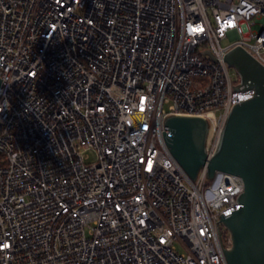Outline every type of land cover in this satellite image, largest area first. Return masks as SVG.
<instances>
[{
    "label": "built area",
    "instance_id": "built-area-1",
    "mask_svg": "<svg viewBox=\"0 0 264 264\" xmlns=\"http://www.w3.org/2000/svg\"><path fill=\"white\" fill-rule=\"evenodd\" d=\"M238 45L264 65V0H0V264H228L243 179L163 130L207 117L215 153Z\"/></svg>",
    "mask_w": 264,
    "mask_h": 264
},
{
    "label": "water",
    "instance_id": "water-1",
    "mask_svg": "<svg viewBox=\"0 0 264 264\" xmlns=\"http://www.w3.org/2000/svg\"><path fill=\"white\" fill-rule=\"evenodd\" d=\"M224 59L242 79L233 90L252 88L255 92L234 104L215 153L209 158L206 150L207 117L169 114L164 118L168 131L163 130V135L191 179H196L203 165H208L207 179L214 178L217 171L242 177L244 191L237 198L240 207L219 215L230 233V248L224 247L219 226L218 232L228 264H264V65L240 45Z\"/></svg>",
    "mask_w": 264,
    "mask_h": 264
},
{
    "label": "rangeland",
    "instance_id": "rangeland-1",
    "mask_svg": "<svg viewBox=\"0 0 264 264\" xmlns=\"http://www.w3.org/2000/svg\"><path fill=\"white\" fill-rule=\"evenodd\" d=\"M229 43V41H227V40H223L222 41V44L223 45H226V44H228ZM231 72L232 73H237V70H236V68H234V67H231ZM90 153V160L92 161V160H94L95 159V153H94V151H90L89 152ZM223 236L224 237H227L230 233H229V231H228V229L227 228H223Z\"/></svg>",
    "mask_w": 264,
    "mask_h": 264
}]
</instances>
